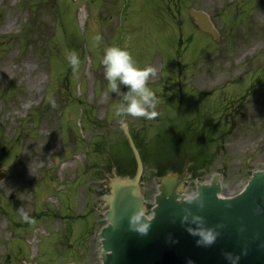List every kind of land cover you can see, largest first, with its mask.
Masks as SVG:
<instances>
[{
  "label": "rangeland",
  "instance_id": "obj_1",
  "mask_svg": "<svg viewBox=\"0 0 264 264\" xmlns=\"http://www.w3.org/2000/svg\"><path fill=\"white\" fill-rule=\"evenodd\" d=\"M190 7L211 16L220 45L195 31ZM107 46L126 48L139 67L155 69L148 81L159 98L155 118L116 115L123 96L105 95L100 60ZM65 49L79 54L78 72ZM254 67L259 71L247 74ZM252 82L260 105L222 103L226 127L203 154V181L225 169L226 198L243 190L252 171L264 170V0H0V164L7 175L0 183V264H101L97 236L105 219L96 208L106 194L104 154L110 144L119 159L129 157L122 123L147 154L144 191L152 204L151 159L167 153L164 133L176 128L178 111L203 131L201 92L233 83L216 96L238 99ZM128 90L120 85L121 93ZM19 208L36 224L22 222Z\"/></svg>",
  "mask_w": 264,
  "mask_h": 264
},
{
  "label": "water",
  "instance_id": "obj_2",
  "mask_svg": "<svg viewBox=\"0 0 264 264\" xmlns=\"http://www.w3.org/2000/svg\"><path fill=\"white\" fill-rule=\"evenodd\" d=\"M190 15L199 31L220 39L209 16L190 10ZM126 141L135 161L134 172L117 170L113 160L111 172L103 186L107 195L97 209L106 217L107 226L98 235L101 241L99 256L102 264H229L226 253L239 255V264H264V171H256L241 194L231 199H222L221 177L215 176L211 183L197 184V192L205 198L206 207L201 210L196 204L178 201L177 189L191 178V156L179 168L166 167L156 183L158 194L155 203H145L142 178L145 165L139 150L124 125ZM185 145L186 142H185ZM184 145V146H185ZM186 147V146H185ZM3 175L0 172V181ZM137 193L141 195L137 198ZM145 205L155 216L147 235L129 229V217ZM259 209V211H258ZM204 217V226L214 227L219 236L208 247L197 244L198 237L191 235L188 227H196L183 218L188 214Z\"/></svg>",
  "mask_w": 264,
  "mask_h": 264
},
{
  "label": "clouds",
  "instance_id": "obj_3",
  "mask_svg": "<svg viewBox=\"0 0 264 264\" xmlns=\"http://www.w3.org/2000/svg\"><path fill=\"white\" fill-rule=\"evenodd\" d=\"M94 40L97 43L101 42L102 35L97 33ZM64 57L72 71L74 73L78 72L81 66L79 54L75 50L65 49ZM100 63L104 68V78L108 82L105 95L115 92L123 96L122 101L116 105V115L142 117L145 119H153L157 116L159 98L148 86L150 76L155 75V69L153 67H139L131 52L120 46L105 47ZM120 85L128 86V92L121 93ZM49 102L53 108L56 106V101L52 97H49ZM177 193L178 201H183L187 204H196L201 210L206 207L204 196L196 190L190 189L182 184L177 189ZM136 195L137 198L141 197L139 193ZM18 211L22 222L29 225L36 224L35 218L30 216L24 208H19ZM189 215L192 216L191 223L195 224L196 227H188L187 231L191 235L198 237L197 244L204 247L214 244L219 236L216 228L204 226V217L192 215L190 211L184 216V222L188 221ZM154 216V211L142 204L129 217V229L141 235H147L150 231ZM225 255L229 264H239V255H233L232 253H226ZM189 264H192V262L190 261Z\"/></svg>",
  "mask_w": 264,
  "mask_h": 264
},
{
  "label": "flooded vegetation",
  "instance_id": "obj_4",
  "mask_svg": "<svg viewBox=\"0 0 264 264\" xmlns=\"http://www.w3.org/2000/svg\"><path fill=\"white\" fill-rule=\"evenodd\" d=\"M234 99V98H233ZM242 101H244V100H240V103L242 102ZM247 101H244L243 103H242V106H244V104L246 103ZM218 105H213V106H209V107H207V109H206V112H207V116H206V118H207V120H211V118H214L216 115H220L219 116V118L220 119H222L223 118V116L220 114V112L221 111H219V110H213V108L214 107H217ZM234 106V105H233Z\"/></svg>",
  "mask_w": 264,
  "mask_h": 264
},
{
  "label": "bare ground",
  "instance_id": "obj_5",
  "mask_svg": "<svg viewBox=\"0 0 264 264\" xmlns=\"http://www.w3.org/2000/svg\"><path fill=\"white\" fill-rule=\"evenodd\" d=\"M38 80H39V81H41V80H42V78L40 77V78H38Z\"/></svg>",
  "mask_w": 264,
  "mask_h": 264
}]
</instances>
